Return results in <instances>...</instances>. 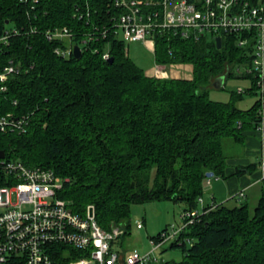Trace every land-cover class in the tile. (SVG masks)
<instances>
[{"label": "trees", "instance_id": "16d2710c", "mask_svg": "<svg viewBox=\"0 0 264 264\" xmlns=\"http://www.w3.org/2000/svg\"><path fill=\"white\" fill-rule=\"evenodd\" d=\"M88 4L90 15L84 0H0V37L12 31L0 41V73L10 61L20 70L4 83L0 113L29 117L24 132H0V151L52 169L64 183L58 196L75 212L85 214L93 205L102 227L120 224L127 234L134 203L173 200L185 203L184 210L198 209L207 172L228 178L225 140L245 145L261 102L243 110L235 100L210 97L227 65L244 62L243 48L228 41L218 48L209 36L156 37L157 63L193 64L192 79L156 78L130 58L112 29L106 37L87 38L93 26L113 27L118 14L113 0ZM59 27L74 32L79 58L55 52L66 41L45 34ZM107 51L112 61L103 58ZM258 168L251 162L235 174ZM212 198L216 207L208 203L169 247L181 249V261L159 264H264V185L253 210L247 202L229 206Z\"/></svg>", "mask_w": 264, "mask_h": 264}, {"label": "built area", "instance_id": "2783aa9c", "mask_svg": "<svg viewBox=\"0 0 264 264\" xmlns=\"http://www.w3.org/2000/svg\"><path fill=\"white\" fill-rule=\"evenodd\" d=\"M84 1L90 15L88 0ZM113 6L118 10V14L111 17L113 27L101 30L93 26L94 30L86 33L88 39L106 37L112 29L126 45L147 43V40L173 34L194 40L209 36L215 42L220 37L222 46L228 41L244 49V62L227 65L223 76L226 79L233 67L239 65L238 70L243 72V78L250 79L252 86L246 90L238 88L237 93H255L261 102L254 129L261 143L255 182L264 184V1L252 4L249 0H113ZM83 11L81 6L77 7L80 19L85 16ZM11 33L7 31L0 41H7ZM13 33L19 32L16 29ZM45 35L50 41H66L65 47L55 48L58 55L74 54L76 45L71 41L74 32L68 27L50 29ZM110 57L108 51L103 54L106 60ZM171 64L156 62L151 76L172 77ZM19 71L12 61L4 67L0 73V95L7 89L4 83L9 76ZM28 123L26 115L0 113V132L21 133ZM63 185L62 177L52 169L27 166L6 156L0 158V264H159L153 253L165 243L177 241L180 233L193 224L207 206L203 197H199L202 211L183 210L182 222L152 237V250L142 253L138 249H118V240L127 229L120 224H112L108 229L102 227L93 205L87 206L85 214L75 212L58 196ZM245 197L246 188L234 196L237 200ZM215 207L212 201L210 208ZM143 227L144 223L138 221L137 228Z\"/></svg>", "mask_w": 264, "mask_h": 264}, {"label": "rangeland", "instance_id": "374dc122", "mask_svg": "<svg viewBox=\"0 0 264 264\" xmlns=\"http://www.w3.org/2000/svg\"><path fill=\"white\" fill-rule=\"evenodd\" d=\"M154 41L147 40V43L132 42L127 44L126 51L131 59L137 63L148 75H152L156 66ZM234 63L228 65L232 66ZM227 67V68H228ZM239 65H235L225 79L222 88L210 89V97L213 100L221 102H229L235 100L237 105L247 110L252 107L257 100L255 93L245 92L242 96L237 94L238 88L247 89L252 86L250 79L243 78L242 71H239ZM172 77H182L186 79L193 78V64L191 63H172L169 66ZM255 132V130H251ZM248 133V132H247ZM256 133V132H255ZM248 135L247 141L244 146L234 144L230 139L225 140V150L230 154V159L236 161L244 160L249 162H258L259 158L257 154L260 153V138L255 134ZM229 159V160H230ZM229 162V161H228ZM258 170L252 174H245L243 177H239L235 180L238 191L243 188L240 184L246 180L251 184L246 190V197L240 200L233 198H227L224 196L228 194L226 187V180L219 177H209L206 179L204 185L203 199L205 204L213 201L212 193L216 195L217 203H226L229 206L238 205L243 202H247L250 209L257 205L258 199L262 193V182L253 183L257 179ZM212 182V184H211ZM242 188V189H241ZM186 209V204L183 202H175L173 200H154L142 203H134L130 210V222L131 226L128 229V233L118 240V249L134 250L138 249L142 253L152 250L151 238L157 236L163 229L172 225H179L182 222L181 214ZM199 211L203 210L202 204H199ZM144 223L142 229L137 228L138 221ZM171 242H167L162 248L158 249L155 257L160 261H181L183 253L180 248L170 249ZM165 250V251H164Z\"/></svg>", "mask_w": 264, "mask_h": 264}, {"label": "crops", "instance_id": "0c3cea01", "mask_svg": "<svg viewBox=\"0 0 264 264\" xmlns=\"http://www.w3.org/2000/svg\"><path fill=\"white\" fill-rule=\"evenodd\" d=\"M174 78H182V77H174ZM249 133L250 134H253V133H255V132H253V131H248V133H247V135H246V141H247V138H248V135H249ZM256 134V133H255ZM257 156H258V158H259V154H257ZM249 163H251V162H249V161H244V160H241V162L240 161H236L235 159H233V160H229V166H228V168H227V175H228V178H226L225 180L227 181L226 182V187H228L227 188V192H228V194L227 195H225L224 194V196H227V198L229 197H231V198H233L234 196H235V194L238 192V188H237V186H236V184H235V182L237 181V180H235V179H237V178H239V177H243V176H237L236 174H235V172H236V167L237 166H245V165H248ZM257 173V172H256ZM245 177V176H244ZM256 181V180H255ZM253 182V183H256V182ZM211 184H212V182H211ZM251 184L252 183H250V182H248V181H246V180H244L241 184H240V186L242 187V188H246V190H247V188L248 187H250L251 186ZM241 188V189H242ZM213 195L212 196H214V198L216 199V195L214 194V193H212Z\"/></svg>", "mask_w": 264, "mask_h": 264}, {"label": "water", "instance_id": "95a60500", "mask_svg": "<svg viewBox=\"0 0 264 264\" xmlns=\"http://www.w3.org/2000/svg\"><path fill=\"white\" fill-rule=\"evenodd\" d=\"M217 42V47L221 48L222 47V43H221V38L217 37L216 39ZM74 55L79 58L82 55V51L79 45H76L74 48ZM113 58H110V61H112ZM224 81H225V77L224 76H220L219 78H217L214 82V87L215 88H222L224 85ZM6 156L5 152L3 150L0 151V158H4ZM207 177H213L214 176V172H207L206 174ZM92 213V211H91Z\"/></svg>", "mask_w": 264, "mask_h": 264}]
</instances>
